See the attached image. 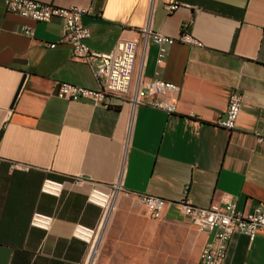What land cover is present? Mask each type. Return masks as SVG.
<instances>
[{"label": "crops", "instance_id": "crops-1", "mask_svg": "<svg viewBox=\"0 0 264 264\" xmlns=\"http://www.w3.org/2000/svg\"><path fill=\"white\" fill-rule=\"evenodd\" d=\"M38 1L91 8L83 16L87 43L101 52L136 37L148 21L168 36L189 32L201 44L168 45L162 64L157 45L147 46L143 81L180 86L174 113L132 108L115 95L103 105L63 99L60 81L99 87L91 66L61 41L63 20L35 21L0 0V264H86L90 246L73 229L99 224L102 209L88 201L97 184L122 189L94 264H202L212 232L174 205L153 218L141 194L199 206L233 197L244 212L264 208V0H177L174 11L167 9L172 0ZM234 90L242 106L229 130L218 121ZM78 175L86 178L80 184ZM46 178L64 182L61 196L42 192ZM35 212L55 217L50 230L31 225ZM222 264H264V229L254 240L233 233Z\"/></svg>", "mask_w": 264, "mask_h": 264}, {"label": "built area", "instance_id": "built-area-1", "mask_svg": "<svg viewBox=\"0 0 264 264\" xmlns=\"http://www.w3.org/2000/svg\"><path fill=\"white\" fill-rule=\"evenodd\" d=\"M8 11L31 18L35 21H50L54 18L62 19L65 25L61 41L67 42L72 48L77 60L86 62L93 70L99 84L98 88L81 86L68 81L58 82L57 96L70 100H90L96 105H103L108 96H119L127 100L132 108L138 105H150L168 113L177 111V94L180 86L173 81L154 78L143 81V65L147 46L154 43L158 47L157 62L162 64L167 56V46L175 42L200 45V41L193 34L183 31L176 37L168 36L152 28L148 21L142 28L137 29L134 38L121 39L110 52H101L91 48L87 39L91 37V30L83 22V16L91 8L70 5L59 6L38 0H4ZM180 2L172 0L167 4L169 11H174ZM23 31L32 36L34 31L29 26H23ZM57 43H51L55 47ZM140 50V61L137 63ZM137 73L136 82L134 76ZM242 94L234 90L228 98L226 116L218 121V125L226 129H234L240 115ZM29 169L27 164H14L13 167ZM86 178L78 175L75 182L80 184ZM65 184L63 181L46 178L42 183V192L54 196H61ZM121 184L110 187L95 185L88 194V201L102 209V217L97 226L91 227L77 223L73 229V236L86 242L90 246L88 259L94 248L101 242L106 222L110 218L117 198L121 192ZM141 199L147 211L153 218H160L168 205H174L178 212L199 226L201 230L212 232V239L202 248L200 260L202 264H222L227 255L229 241L236 231L245 233L250 240H254L258 232L264 229V208L256 206L250 212L238 209L236 198L223 201H213L208 206H199L188 198L169 200L164 197L144 193ZM55 217L51 214L35 212L31 225L50 230ZM88 262V260H87ZM86 262V264H87Z\"/></svg>", "mask_w": 264, "mask_h": 264}, {"label": "bare ground", "instance_id": "bare-ground-1", "mask_svg": "<svg viewBox=\"0 0 264 264\" xmlns=\"http://www.w3.org/2000/svg\"><path fill=\"white\" fill-rule=\"evenodd\" d=\"M97 250H98V245L94 248V250L92 251L87 264H94L95 258H96V254H97Z\"/></svg>", "mask_w": 264, "mask_h": 264}, {"label": "water", "instance_id": "water-1", "mask_svg": "<svg viewBox=\"0 0 264 264\" xmlns=\"http://www.w3.org/2000/svg\"><path fill=\"white\" fill-rule=\"evenodd\" d=\"M25 77H26V75L23 76V80H22V82H21V84H20V86H19V88H18V91H17V93H16L15 99H16L17 95L19 94V92H20V90H21V88H22V85H23V82H24ZM15 99H14V101H15ZM12 105H13V104H12Z\"/></svg>", "mask_w": 264, "mask_h": 264}, {"label": "rangeland", "instance_id": "rangeland-1", "mask_svg": "<svg viewBox=\"0 0 264 264\" xmlns=\"http://www.w3.org/2000/svg\"><path fill=\"white\" fill-rule=\"evenodd\" d=\"M117 199H118V198H117ZM116 206H117V203H116V205H115V209H116ZM115 209H114V210H115ZM114 210H113V211H114ZM102 236H103V235H102ZM97 253H98V252H97ZM96 258H97V255H96Z\"/></svg>", "mask_w": 264, "mask_h": 264}]
</instances>
